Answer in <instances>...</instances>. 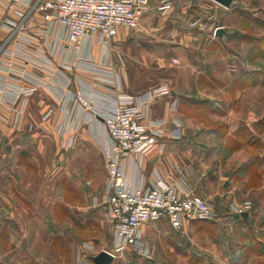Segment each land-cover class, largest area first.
I'll use <instances>...</instances> for the list:
<instances>
[{"label":"rangeland","instance_id":"rangeland-1","mask_svg":"<svg viewBox=\"0 0 264 264\" xmlns=\"http://www.w3.org/2000/svg\"><path fill=\"white\" fill-rule=\"evenodd\" d=\"M153 3L172 7L154 22L161 32L139 36L132 43L129 71L137 87L167 85L170 90L200 93L184 107L192 123L197 118L205 125L197 138L205 144L194 160L202 158L206 167L193 174L215 215L181 231L167 223L151 226L145 234L150 256L127 249L116 253L111 264H264V0H232L229 8L212 0ZM218 28L224 30L221 37L216 35ZM44 140L43 151H26L45 158L41 170L70 172L74 185L83 186V193L74 191L71 196V239L57 245H73L62 254L72 258L67 264H93L91 256L115 252L107 211L93 204L105 181L103 161L89 142L78 148L71 144L76 149L57 164L49 160L56 157V148ZM246 203L250 208L243 219L234 207L243 209ZM50 214L42 209L39 217ZM57 217L63 218L62 213Z\"/></svg>","mask_w":264,"mask_h":264},{"label":"crops","instance_id":"crops-1","mask_svg":"<svg viewBox=\"0 0 264 264\" xmlns=\"http://www.w3.org/2000/svg\"><path fill=\"white\" fill-rule=\"evenodd\" d=\"M5 1L0 0V53L9 55L19 45L25 46L32 58L17 61L27 78L20 84L24 88L35 89L32 94L23 95L15 105V109L22 116L19 127L13 124L16 116L13 106L1 107L0 264H67L70 258L62 254L66 249L72 251L73 245L69 243L71 246L66 248L62 244L57 245V242L63 243V240L65 243L68 237L71 239V196L74 191L83 193V186L74 185L70 172L42 171L41 162L45 158L26 151L32 147L43 151L47 146L44 139H49L57 151L54 160L53 157L49 160L60 164L67 160L65 155L72 152L73 147L86 146L89 142L93 144L98 157L103 161L106 175L99 196L93 200L94 205H101L109 187L106 170L109 142L103 117L111 102L107 89L114 86L120 92L134 97H140L151 89V86L137 87L136 78L129 71L132 63L129 50L139 36L161 32L154 22L163 13L158 12L160 5L153 3L137 30L119 28L110 49L99 41L97 35H93L76 50L68 43L66 35L57 24L45 27L37 13L23 21L14 11H7ZM207 7L213 8L211 4H207ZM21 22L22 28L12 27ZM84 57L92 64L91 70L78 67ZM33 63L42 66V69ZM82 85L96 91L103 99L95 102L99 114H85L80 120L78 111L74 112L72 105L63 100L62 91L76 92ZM198 94L200 93L195 91L182 92L172 88L170 96L162 97L152 104L151 116L165 119L171 132L163 153L155 150L136 164L126 163L127 177L134 186L144 187L154 174H159L181 188L185 184L196 194L207 197L206 190L197 185V178L193 174L196 170L203 172L206 167L202 158L194 160L195 154H199L205 144V141L197 139L205 125L197 118L192 123L184 107L188 100L199 98ZM174 99L180 100L177 112H173L171 108ZM191 106L195 108L194 103ZM10 131L15 133V138L11 137ZM67 140H71L72 148H62V141ZM190 147L198 148L199 151L191 152ZM60 152L62 154L59 156ZM191 153L194 154L193 157ZM203 177L207 178V174ZM41 179L46 181L42 183ZM42 209L51 212L49 217H39ZM35 211L38 212L37 215ZM58 213H62L63 218H58ZM158 223L167 222L163 220L146 224L142 229L144 240L146 230ZM85 246L92 247L88 243ZM94 256L90 257L92 262Z\"/></svg>","mask_w":264,"mask_h":264},{"label":"built area","instance_id":"built-area-1","mask_svg":"<svg viewBox=\"0 0 264 264\" xmlns=\"http://www.w3.org/2000/svg\"><path fill=\"white\" fill-rule=\"evenodd\" d=\"M151 0H6L7 11H14L27 20L37 13L45 27L57 24L66 35L72 48L79 50L84 42L97 35L101 43L110 49L111 42L120 27L138 29L150 12ZM26 7L28 10H26ZM171 4L159 6L163 14L171 9ZM23 22L12 27L22 28ZM39 38L37 35H33ZM19 45L16 51L5 55L0 53V120L1 107L11 105L16 111L13 124L19 127L22 116L15 109L23 95H30L35 88H24L20 83L26 78L18 60L32 58L27 49ZM9 57V58H8ZM9 59V60H8ZM35 64L37 68L42 66ZM78 67L91 70L92 64L84 57ZM5 72V75H4ZM9 77H8V76ZM107 89L111 96L110 106L103 115L109 142L106 151V170L109 187L101 205L106 209L113 225V245L116 253L132 250L139 256H150L151 248L144 240L143 227L149 223L165 220L174 230L181 231L193 222L213 220L215 212L210 202L196 194L190 187H183L154 174L144 187H136L126 174V163L136 164L151 152L165 151L171 129L165 119L151 116V106L158 99L170 96L167 85L151 88L140 97L126 95L114 86ZM87 86L76 92L62 91L63 100L78 111V117L85 114H99L95 102L103 99L100 94ZM8 102V103H7ZM179 100L171 104L173 112L179 109ZM86 116V115H85ZM81 120V118H80ZM79 127H77L78 129ZM71 140L62 141V148H70ZM250 208L246 203L237 213Z\"/></svg>","mask_w":264,"mask_h":264},{"label":"water","instance_id":"water-1","mask_svg":"<svg viewBox=\"0 0 264 264\" xmlns=\"http://www.w3.org/2000/svg\"><path fill=\"white\" fill-rule=\"evenodd\" d=\"M212 1L216 2L217 4L225 8H229L232 4V0H212ZM223 33H224V30L222 28H218L216 30V35L220 37L223 35ZM241 216L243 218H247L248 213L244 212L241 214ZM114 259H115L114 255L105 250L100 252L99 254H97L96 256L92 258L95 264H111L114 261Z\"/></svg>","mask_w":264,"mask_h":264},{"label":"trees","instance_id":"trees-1","mask_svg":"<svg viewBox=\"0 0 264 264\" xmlns=\"http://www.w3.org/2000/svg\"><path fill=\"white\" fill-rule=\"evenodd\" d=\"M258 80H259V78L258 77H255V83H258ZM243 219H247V218H243Z\"/></svg>","mask_w":264,"mask_h":264}]
</instances>
